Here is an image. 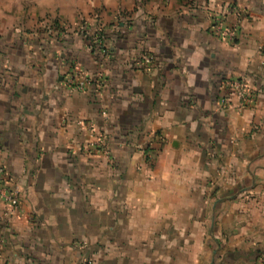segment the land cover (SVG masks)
I'll return each instance as SVG.
<instances>
[{
    "label": "crops",
    "instance_id": "obj_1",
    "mask_svg": "<svg viewBox=\"0 0 264 264\" xmlns=\"http://www.w3.org/2000/svg\"><path fill=\"white\" fill-rule=\"evenodd\" d=\"M157 7L86 91L0 67V264H264V0Z\"/></svg>",
    "mask_w": 264,
    "mask_h": 264
},
{
    "label": "rangeland",
    "instance_id": "obj_2",
    "mask_svg": "<svg viewBox=\"0 0 264 264\" xmlns=\"http://www.w3.org/2000/svg\"><path fill=\"white\" fill-rule=\"evenodd\" d=\"M172 2L177 4L178 0H0V67L57 68L65 90L86 91L70 87L67 74L89 76L92 81L89 87L93 82H101L104 78L101 71L88 70L87 67L94 69L96 64L86 65L87 54L93 57L109 54L112 49L105 41L107 36L123 30L129 35L128 27L135 20L136 11H142L145 18L152 14L147 10L152 3L163 11L161 5ZM236 24L239 25V20ZM100 33H104L101 40ZM120 48L129 49L127 42ZM84 262L92 264L93 259Z\"/></svg>",
    "mask_w": 264,
    "mask_h": 264
},
{
    "label": "built area",
    "instance_id": "obj_3",
    "mask_svg": "<svg viewBox=\"0 0 264 264\" xmlns=\"http://www.w3.org/2000/svg\"><path fill=\"white\" fill-rule=\"evenodd\" d=\"M231 36H233V34ZM261 50L264 52V45L261 46ZM153 59L154 58L152 55L146 54V55L140 56V61H142V63L146 65L152 63ZM67 75H68L67 76L68 84L70 87H73L74 89H79V90L86 89L87 87H89V85L92 82L91 79H89V76L87 75H84V77H81V76H78V74H76L75 72L74 73L69 72ZM239 85L241 86L243 84L240 83ZM251 94L252 93H249V95ZM108 152L109 151L106 150L107 155H108ZM5 176H6L5 167L2 164H0V184L3 182ZM0 199L6 201L13 210H17L19 206V196L17 195L16 192H7L3 190V188L0 187ZM5 246H6L5 242L2 239H0V257L3 255Z\"/></svg>",
    "mask_w": 264,
    "mask_h": 264
},
{
    "label": "trees",
    "instance_id": "obj_4",
    "mask_svg": "<svg viewBox=\"0 0 264 264\" xmlns=\"http://www.w3.org/2000/svg\"><path fill=\"white\" fill-rule=\"evenodd\" d=\"M100 40L104 38V33H100V36H99Z\"/></svg>",
    "mask_w": 264,
    "mask_h": 264
},
{
    "label": "water",
    "instance_id": "obj_5",
    "mask_svg": "<svg viewBox=\"0 0 264 264\" xmlns=\"http://www.w3.org/2000/svg\"><path fill=\"white\" fill-rule=\"evenodd\" d=\"M177 143H175V145H176Z\"/></svg>",
    "mask_w": 264,
    "mask_h": 264
}]
</instances>
